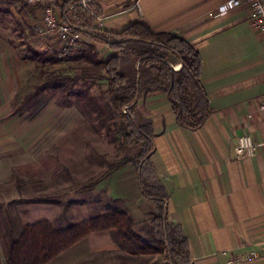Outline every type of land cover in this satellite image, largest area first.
I'll list each match as a JSON object with an SVG mask.
<instances>
[{"label":"crops","instance_id":"obj_1","mask_svg":"<svg viewBox=\"0 0 264 264\" xmlns=\"http://www.w3.org/2000/svg\"><path fill=\"white\" fill-rule=\"evenodd\" d=\"M92 1L103 9L97 19L99 30L119 33L135 21H144L155 32L181 36L199 51L202 82L213 108L201 129L181 128L165 93L142 95L137 102L138 116L153 124L152 170L168 193L169 222L180 226L188 238L190 264H264V112L260 110L264 97V38L250 26L248 7L243 5L220 16L216 9L228 0L82 3ZM7 9H14L12 0H0V14ZM59 12L62 21H69L71 11ZM43 25L46 28L44 20ZM5 42L0 33V43ZM96 46L102 57L118 54L104 44ZM169 60L180 69L174 56ZM5 107L7 103L0 102V109ZM3 113L5 110H0V117ZM51 123L53 127L56 118ZM66 123L68 128L69 121ZM47 133L53 139L54 131ZM65 133L62 131V138ZM40 135L39 130L7 133L0 129V190L7 185L16 188L15 198L8 202L15 204L14 212H1L6 223L0 226V260L5 258V243L17 239L23 226L48 220L64 227L71 214L69 200L21 203L52 191L50 176L38 177L39 171L47 173L51 168L36 164V153H32ZM244 135L261 147L254 157L237 159L235 146ZM92 194L95 199L122 200L136 226L145 225L156 212L155 205L141 194L133 164L98 183ZM83 206L88 212L98 210L102 204ZM98 212L102 214L103 209ZM126 254L113 232L102 231L90 234L48 264H118L115 256ZM134 259L143 264H171L164 254Z\"/></svg>","mask_w":264,"mask_h":264},{"label":"trees","instance_id":"obj_2","mask_svg":"<svg viewBox=\"0 0 264 264\" xmlns=\"http://www.w3.org/2000/svg\"><path fill=\"white\" fill-rule=\"evenodd\" d=\"M82 1L62 0L57 7L63 13L74 12L77 28L91 42L71 48L65 58L59 53L29 48V55L25 59L34 62L42 73H45L44 68L64 62H82L86 65L73 68L74 71L76 69L75 73L53 74L38 85L10 116H16L37 98L49 96L64 109L77 108L82 116L92 117L93 129L105 131L109 143L118 149L140 146L137 155L124 156L112 163L102 176L79 192H92L98 183L133 164L141 194L155 205L156 212L139 233L124 202L105 197V201H101L102 214L88 220L66 227H57L48 220L23 226L17 239L12 238L5 243V258L0 260V264H48L90 234L102 231L113 232L125 246L127 254L115 256L120 264H129L134 257L163 254L171 264H179L178 258L181 264H190L188 238L180 226L169 222L168 193L152 170L153 124L138 116L137 102L142 95L165 93L176 123L190 131L201 129L213 113L202 82L201 55L181 36L155 32L144 21H135L119 33L95 30L103 9L95 2L88 3L85 11ZM25 4L34 11H42L40 6ZM82 13L85 15L82 16ZM96 44H104L118 54L102 57ZM171 55L181 64L180 69L176 70L170 62ZM103 81L108 84L107 101L92 91L96 83ZM28 108L31 109L30 106ZM52 202L56 201L52 198L21 201L27 204ZM73 204L70 202V205Z\"/></svg>","mask_w":264,"mask_h":264},{"label":"rangeland","instance_id":"obj_3","mask_svg":"<svg viewBox=\"0 0 264 264\" xmlns=\"http://www.w3.org/2000/svg\"><path fill=\"white\" fill-rule=\"evenodd\" d=\"M90 3H94V1ZM87 4L85 3L83 7L85 11ZM12 5L14 9H7L6 12L0 14V33L6 40L4 44L0 43V102L7 103V107L0 109L1 111L5 110V113L0 117V129H4L7 133H14L21 129L39 130L41 135L32 153H36V164L42 165L44 168L46 166L51 168L47 173L45 170L39 171L38 177L45 178L44 175L48 174L50 176L49 189L52 191L41 192L35 198L50 197L55 201L69 200L74 203L72 208L68 207L71 214L67 223L64 224L66 227L100 215L98 211L103 208L85 212L83 205L85 203L86 206H94L105 199H95L92 192L81 193L79 190L96 181L109 169L112 163L124 156L137 155L140 146L133 145L125 150L118 149L109 143L105 131L97 132L93 129L94 120L92 117L82 116L77 108L64 109L56 99H50L49 96L37 98L33 104L29 105L30 110L28 106L16 116H10L12 111L21 106L25 98L38 85L53 74L75 73L76 69L74 71L73 68L86 65L82 62H64L57 66H48L44 68L45 73H42L34 62L25 59L29 55V48L40 52L51 51L53 54H61L63 44L58 37L47 32L43 25V13L40 9L35 11L30 9L23 0H12ZM75 19L74 12L71 11L69 21L77 28ZM96 27L97 22L94 28L98 30ZM80 38L76 46L89 43L82 33ZM3 87L4 89H2ZM107 89V81H103L96 83L92 91L107 101ZM78 116L80 117L78 118ZM55 118L57 123H53L52 127L51 119ZM67 121H69L68 128ZM50 130L54 131L53 139H50L49 133L46 134ZM62 131L66 132L65 138H62ZM56 135L58 138L54 139ZM17 175L19 176V173ZM43 187H46L45 182ZM13 188V185H7L3 190H0V226L2 227L6 220L2 219L3 213L1 212H14L15 204L8 203L15 198L14 189L16 188ZM97 200H99L98 203ZM81 207L83 209L80 211ZM76 210L79 212L75 213ZM55 225L61 227L59 224ZM144 228L142 224L136 226L139 233ZM133 260L130 264H143L142 260ZM116 261L120 264V260ZM177 262L181 264L179 258Z\"/></svg>","mask_w":264,"mask_h":264},{"label":"built area","instance_id":"obj_4","mask_svg":"<svg viewBox=\"0 0 264 264\" xmlns=\"http://www.w3.org/2000/svg\"><path fill=\"white\" fill-rule=\"evenodd\" d=\"M30 6L42 8L43 20L48 33L57 34L63 44L61 57L68 55L71 48L80 41L81 32L71 23L63 22L59 17L58 4L62 0H24ZM85 4V3H84ZM246 5L249 9V24L264 38V0H228L220 4L216 9L217 15H225L228 12ZM177 70V69H176ZM260 110L264 112V97L260 101ZM261 147L251 136L244 135L238 138L235 146L237 159L254 157Z\"/></svg>","mask_w":264,"mask_h":264}]
</instances>
